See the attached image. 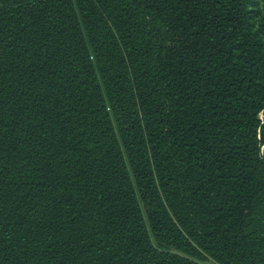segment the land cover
Here are the masks:
<instances>
[{
	"label": "trees",
	"instance_id": "trees-1",
	"mask_svg": "<svg viewBox=\"0 0 264 264\" xmlns=\"http://www.w3.org/2000/svg\"><path fill=\"white\" fill-rule=\"evenodd\" d=\"M264 264V0H0V264Z\"/></svg>",
	"mask_w": 264,
	"mask_h": 264
},
{
	"label": "rangeland",
	"instance_id": "rangeland-1",
	"mask_svg": "<svg viewBox=\"0 0 264 264\" xmlns=\"http://www.w3.org/2000/svg\"><path fill=\"white\" fill-rule=\"evenodd\" d=\"M205 264H215V263H213L211 261H207V262H205Z\"/></svg>",
	"mask_w": 264,
	"mask_h": 264
}]
</instances>
